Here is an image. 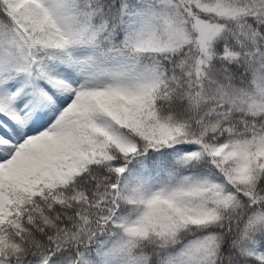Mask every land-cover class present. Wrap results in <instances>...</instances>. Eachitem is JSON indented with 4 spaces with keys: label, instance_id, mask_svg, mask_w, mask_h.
Returning a JSON list of instances; mask_svg holds the SVG:
<instances>
[{
    "label": "snow or ice",
    "instance_id": "snow-or-ice-1",
    "mask_svg": "<svg viewBox=\"0 0 264 264\" xmlns=\"http://www.w3.org/2000/svg\"><path fill=\"white\" fill-rule=\"evenodd\" d=\"M0 264H264V0H0Z\"/></svg>",
    "mask_w": 264,
    "mask_h": 264
}]
</instances>
